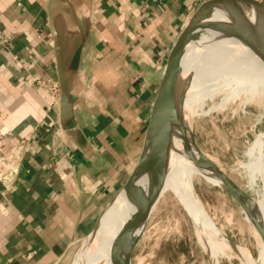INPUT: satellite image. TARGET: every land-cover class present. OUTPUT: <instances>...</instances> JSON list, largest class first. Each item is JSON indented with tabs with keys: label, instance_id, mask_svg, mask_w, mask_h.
<instances>
[{
	"label": "crops",
	"instance_id": "1",
	"mask_svg": "<svg viewBox=\"0 0 264 264\" xmlns=\"http://www.w3.org/2000/svg\"><path fill=\"white\" fill-rule=\"evenodd\" d=\"M72 1L87 42L63 131L37 85L59 83L49 0H0V264H67L92 232L137 164L166 54L206 0Z\"/></svg>",
	"mask_w": 264,
	"mask_h": 264
},
{
	"label": "water",
	"instance_id": "2",
	"mask_svg": "<svg viewBox=\"0 0 264 264\" xmlns=\"http://www.w3.org/2000/svg\"><path fill=\"white\" fill-rule=\"evenodd\" d=\"M72 0H49L48 16L54 36L57 73L61 88L60 124L62 130L72 127L75 120L72 84L75 74V61L79 45L87 42L86 29L82 28ZM219 5L218 19H207L211 6ZM216 13V12H215ZM252 18L261 24L252 23ZM204 19V20H202ZM236 29L246 38V48L264 54V3L261 0H206L199 4L190 15L184 28L166 54L160 84L150 104L146 119L143 144L137 164L126 184L118 191L111 202L119 195L128 202L129 221L124 233V246L119 249L109 264H132V256L140 242L158 204V191L164 171L169 168L173 154L186 157L195 155L202 168L220 184L216 185L229 193L246 212L258 211L256 202L221 170L196 144L188 131L186 118L176 109V97L182 87L192 78L184 75L183 60L189 54H197L205 47L221 39H232L231 31ZM88 31V30H87ZM79 37V42L77 43ZM78 45V46H77ZM173 153V154H172ZM110 202V203H111ZM110 203L103 210L94 229L83 240L74 259L85 260L94 236ZM252 223L263 242L264 235L259 222Z\"/></svg>",
	"mask_w": 264,
	"mask_h": 264
},
{
	"label": "rangeland",
	"instance_id": "3",
	"mask_svg": "<svg viewBox=\"0 0 264 264\" xmlns=\"http://www.w3.org/2000/svg\"><path fill=\"white\" fill-rule=\"evenodd\" d=\"M228 41L212 48L197 74L188 103V131L198 147L238 188L253 200H264V112L243 104L238 98L232 104L234 110L228 107L206 114L210 105L215 107L221 101V98L209 101L206 95L207 81L217 63L218 54ZM228 75H231L230 71ZM174 158L175 154L171 156L169 165ZM193 186L216 227L227 239L250 250L257 257L255 239L249 233L245 214L237 200L203 177L197 176ZM189 213L187 205L180 203L176 195L168 191L164 200H159L134 250L132 264H211V258L199 242L198 228ZM82 243L75 247L67 264H74ZM95 258L94 264H100V256L97 260ZM237 260L219 255L217 262L241 264Z\"/></svg>",
	"mask_w": 264,
	"mask_h": 264
},
{
	"label": "bare ground",
	"instance_id": "4",
	"mask_svg": "<svg viewBox=\"0 0 264 264\" xmlns=\"http://www.w3.org/2000/svg\"><path fill=\"white\" fill-rule=\"evenodd\" d=\"M214 10L209 11L206 16L207 19H218L222 16L221 9ZM251 21L255 24H261L260 20L256 18H252ZM231 32L232 39H221L216 43H212L197 54L187 55L182 62L184 75L191 73L192 78L182 87L172 105L174 107L177 103L176 109L186 118L187 122H189L187 118L188 103L192 96L197 74L212 48L220 46L226 40L230 41L227 42L224 50L217 56V63L207 81L209 85L206 92L209 101L213 102L220 98L221 101L215 107L210 105L206 114L225 110L228 107H232L234 110L232 104L238 98L243 104L252 105L260 112H264V54L248 50L246 48L247 38L240 31L232 29ZM229 71L231 75L227 76ZM228 92L230 93L225 95ZM172 164L167 172L164 171L165 174L163 173L158 191V201L164 200L165 194L171 191L180 203L183 202L187 205L189 214L191 218L193 217V221L198 228L199 242L210 256L211 264H218L219 255L236 258L241 264H264V242L252 223V218H255L259 222L264 235V200L254 199L259 207V212L251 211L250 213L243 210L249 233L255 239L256 257L250 250L243 249L227 239L202 206L197 197L198 194L196 195L194 191L195 178L197 176L203 177L214 185L220 183L210 177L207 170L199 165L195 155L188 158L182 153H176ZM128 221V202L124 195L119 194L108 206L93 242L86 253L85 260L78 258L76 259L77 264H94L93 257L95 255V260L100 256V264H109L119 249L124 246V233Z\"/></svg>",
	"mask_w": 264,
	"mask_h": 264
},
{
	"label": "built area",
	"instance_id": "5",
	"mask_svg": "<svg viewBox=\"0 0 264 264\" xmlns=\"http://www.w3.org/2000/svg\"><path fill=\"white\" fill-rule=\"evenodd\" d=\"M37 85L46 91L49 94L50 102H49V110L59 102L61 96V88L58 82L51 80H39ZM12 172H16L14 168H11ZM6 179V175L0 170V181H4Z\"/></svg>",
	"mask_w": 264,
	"mask_h": 264
}]
</instances>
